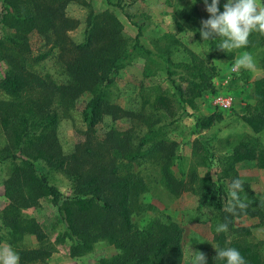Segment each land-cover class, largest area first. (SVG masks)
I'll return each instance as SVG.
<instances>
[{
	"label": "trees",
	"instance_id": "obj_1",
	"mask_svg": "<svg viewBox=\"0 0 264 264\" xmlns=\"http://www.w3.org/2000/svg\"><path fill=\"white\" fill-rule=\"evenodd\" d=\"M68 1L73 0H0V29L4 31L0 37V63L6 66L0 79V91L7 99L0 103V136L5 141L0 149V162L12 165L4 181L9 205L0 212V243L4 241L12 246L19 254V264L44 262L48 258L51 245L43 241L34 222L23 221L20 212L44 198L57 208L59 220L65 226L57 240L63 242L68 238L73 241L72 256L89 253L97 242L104 241L114 246L117 254L98 264H181L182 231L178 224L163 217L137 229L132 222L135 204L147 187L131 166L144 161L157 167L160 181L171 196L193 192L199 195L202 204L214 208L218 220L216 226L228 222V231H242L248 235L247 229L232 228L235 218H258L263 225L264 204L254 197L247 184L243 183L244 191L240 194L246 199L249 197L251 202L247 203L244 212L232 216L224 210L228 198L224 196L223 188L208 176L198 177L192 171L188 181L176 178L173 167H180V159L175 155L177 145L165 137L159 119L145 120L141 113L132 114L105 99L104 88L112 84L111 75L132 53L142 58L155 56L141 44V29L128 50L120 23L105 11L90 15L85 41L73 45L66 33L76 22L63 13ZM107 3L111 5L109 0ZM189 17L193 20V15ZM32 30L50 46L49 52L37 57L31 55L27 34ZM259 34L263 42L264 34ZM196 35L200 34L196 32ZM209 42L213 47L217 40L210 39ZM212 50L218 51L216 47ZM188 53L191 62L184 67L190 78L185 91L172 80L175 74L168 67L166 71L183 106L196 110L197 100L205 93L215 92L212 78L217 69L212 64L201 66V62L196 61L197 56ZM156 56L163 57L161 53ZM49 57L54 58L63 70L61 83L43 78L34 70L38 63ZM227 57L231 60L234 52ZM164 62L172 63L169 57ZM83 95L90 96L82 111V122L88 133H94L105 117H110L114 123L122 119L136 124L141 121L146 131L138 144L132 145L130 132L111 128L95 146L90 143L83 147L80 156L75 154L66 158L56 137L60 113L74 106ZM252 96L253 104L245 107L241 121L252 134L259 135L264 132V77L252 83ZM149 107L155 111L166 110L167 99L158 95ZM221 119L216 112L199 117L195 120V129H210ZM92 138L89 135L88 141ZM198 143L196 141L195 145ZM257 144L243 141L231 148L225 157L221 178L228 184L238 178L235 165L244 161H256L258 169L264 171V148ZM203 150L198 147V151L206 152L204 146ZM206 159L205 155L201 158L202 165ZM37 163H43L44 173H38ZM180 170L178 172L183 176ZM55 172H63L68 177L69 197H64L53 185L50 176ZM224 233L215 231L214 239L219 248L234 247L247 264H263L254 248L227 242ZM24 234L34 235L39 247L32 250L19 248L17 241ZM215 264L224 262L216 259Z\"/></svg>",
	"mask_w": 264,
	"mask_h": 264
},
{
	"label": "rangeland",
	"instance_id": "obj_2",
	"mask_svg": "<svg viewBox=\"0 0 264 264\" xmlns=\"http://www.w3.org/2000/svg\"><path fill=\"white\" fill-rule=\"evenodd\" d=\"M73 0L68 1L64 7V16L74 20L75 27L66 35L70 43L80 44L85 41L90 15H98L105 11L116 17L121 25L122 37L128 47L133 44L138 29H141L140 42L150 49L155 56L145 58L132 53L130 58L120 65L118 70L111 75L112 84L104 88V97L110 104L133 113H141L145 120H160L159 126H163V134L167 139L176 143V156L180 159V167H173L177 179H185L192 171L199 177L208 176L218 187L223 188L224 196H228V182L221 178L225 157L229 150L243 141H252V144L264 148V132L254 135L242 123L241 117L245 113V107L253 104L252 83L264 77V41L260 39L258 32H253L249 37V44L240 51L232 50L234 57L229 60L227 56L232 51L214 52L221 42L222 37H215V46H211L209 40L202 41L199 33L200 22L209 18L205 10L203 0ZM211 3V0H208ZM226 0H219V10L223 11ZM260 2V0H258ZM193 15V20L189 19ZM4 31L0 29V37ZM30 52L33 57L50 51V46L44 39L32 30L27 34ZM167 50L165 52L164 50ZM197 56V62L201 66L214 65L217 69L212 78L214 93H205L197 100V109L191 110L184 107L172 83L168 80L166 67L175 75L172 80L176 85L186 90L190 73L184 65L191 62L190 54ZM244 52L252 54L257 64V70L249 71L240 69L233 72L234 61ZM163 57H157V54ZM208 56L209 59H207ZM171 59V64L164 62L165 58ZM6 69L0 63V79ZM34 70L43 78L55 83L64 80L63 70L56 60L49 57L38 63ZM150 76V77H149ZM105 86V85H104ZM163 95L167 99V109L155 111L149 105L153 99ZM36 96V95H34ZM219 96L232 99L231 107L223 110L215 105ZM89 95H83L74 106L60 113L59 125L56 129V137L66 158L80 153L86 145L95 146L96 141L105 137L111 128L119 132H130L132 145H137L146 129L141 121L137 124L129 119L112 122L110 117L104 120L94 129V133H88L82 122L84 110ZM6 97L0 91V103L6 101ZM214 112L221 115V120L210 129L200 131L195 129V120ZM91 135L93 140L88 141ZM199 143L195 145V142ZM5 141L0 136V149ZM206 152L198 151V147ZM204 151V150H203ZM206 156V163L202 165L201 158ZM9 162H0V212L8 205L5 196L4 181L11 169ZM38 173H44L43 163H37ZM183 172V176L178 172ZM132 171L146 184V191L138 198L136 208L133 209L132 222L137 229L146 227L153 219H169L179 225L182 231L181 264H191L194 252H203L207 258V264L216 263V252L219 246L215 242V229L217 224V212L214 208L202 204L199 195L191 192H183L180 196H171L160 181L157 167L150 162H138L131 166ZM235 171L241 181L249 186V191L254 197L259 198L264 204V171L259 170L256 161H244L235 165ZM50 179L64 197H69L70 182L63 172L52 173ZM195 184V183H194ZM241 197L243 196L240 194ZM247 203L251 199L243 196ZM23 221L34 222L40 230L43 241L52 247L50 255L44 262L33 264H98L101 260H107L117 254L114 246L104 241L97 242L93 250L81 256H72L70 248L73 241L66 238L63 242L57 240L65 231V226L59 220L57 208L49 199L41 198L31 208L22 209ZM233 229L249 231L244 235L242 231H227L224 238L227 242H236L242 246L254 248L264 264V224L258 218H235ZM45 236V240H44ZM6 244L4 241L0 245ZM17 246L24 250L37 249L39 242L34 235L24 234L17 241Z\"/></svg>",
	"mask_w": 264,
	"mask_h": 264
},
{
	"label": "clouds",
	"instance_id": "obj_3",
	"mask_svg": "<svg viewBox=\"0 0 264 264\" xmlns=\"http://www.w3.org/2000/svg\"><path fill=\"white\" fill-rule=\"evenodd\" d=\"M205 10L209 18L201 20L199 34L202 41L215 37H222L217 49L221 51H232L234 49L246 48L249 37L253 32L264 34V0H226L223 11L219 10V0H203ZM249 71L257 70V64L252 54L244 52L239 56L232 66V71L240 69ZM244 191L241 179L235 178L228 184V196L225 203V211L232 216L244 212L248 204L241 199L240 193ZM228 222L219 223L216 226L217 233L227 232ZM215 258L224 264H247L245 258L238 249L224 247L215 249ZM0 264H19V254L11 245H0ZM191 264H207L206 255L203 252H194Z\"/></svg>",
	"mask_w": 264,
	"mask_h": 264
},
{
	"label": "built area",
	"instance_id": "obj_4",
	"mask_svg": "<svg viewBox=\"0 0 264 264\" xmlns=\"http://www.w3.org/2000/svg\"><path fill=\"white\" fill-rule=\"evenodd\" d=\"M232 99L229 97L219 96L215 100V105L223 110H228L231 107Z\"/></svg>",
	"mask_w": 264,
	"mask_h": 264
}]
</instances>
